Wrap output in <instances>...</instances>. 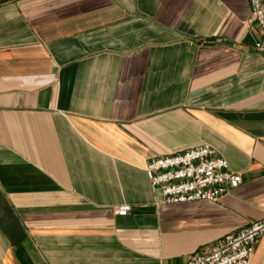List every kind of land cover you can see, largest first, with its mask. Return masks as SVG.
<instances>
[{
	"label": "crops",
	"instance_id": "crops-1",
	"mask_svg": "<svg viewBox=\"0 0 264 264\" xmlns=\"http://www.w3.org/2000/svg\"><path fill=\"white\" fill-rule=\"evenodd\" d=\"M260 38L248 0H0V264H185L264 218ZM200 144L241 183L162 203L146 163Z\"/></svg>",
	"mask_w": 264,
	"mask_h": 264
},
{
	"label": "built area",
	"instance_id": "built-area-1",
	"mask_svg": "<svg viewBox=\"0 0 264 264\" xmlns=\"http://www.w3.org/2000/svg\"><path fill=\"white\" fill-rule=\"evenodd\" d=\"M250 21L260 29L261 38L254 48L264 54V0H248ZM146 176L161 194L162 203L217 201L241 183V174L230 169L215 148L200 144L151 158L145 165ZM129 204L116 208L126 215ZM264 232V218L250 222L235 233L219 238L208 251L192 254L185 264H249L257 237Z\"/></svg>",
	"mask_w": 264,
	"mask_h": 264
}]
</instances>
